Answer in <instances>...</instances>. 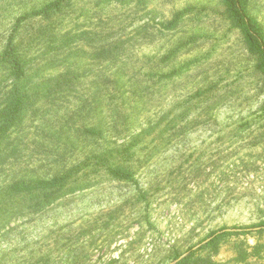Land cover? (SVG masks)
Here are the masks:
<instances>
[{
    "label": "rangeland",
    "instance_id": "1",
    "mask_svg": "<svg viewBox=\"0 0 264 264\" xmlns=\"http://www.w3.org/2000/svg\"><path fill=\"white\" fill-rule=\"evenodd\" d=\"M258 62L226 0H0V112L35 94L0 141V264H264V229L201 244L264 222Z\"/></svg>",
    "mask_w": 264,
    "mask_h": 264
},
{
    "label": "trees",
    "instance_id": "2",
    "mask_svg": "<svg viewBox=\"0 0 264 264\" xmlns=\"http://www.w3.org/2000/svg\"><path fill=\"white\" fill-rule=\"evenodd\" d=\"M227 14L231 22L238 27L244 34L250 50L259 55V62L256 66L257 69L264 72V38L258 24L247 14L246 0H226ZM56 4H51L41 14H46L48 9L55 7ZM39 12V14H40ZM8 64L11 66L12 74L16 77H21L24 73L22 63L13 53L11 49L8 53ZM35 94L20 89H14L11 102L0 112V141L6 136L7 130L12 127L20 119L22 114L29 109L35 102ZM67 177L61 176L49 181L27 180L18 181L12 184L11 191L13 193H20L22 191H33L36 189H53L61 188L64 186V181ZM32 193V192H31ZM53 197L57 195L52 191ZM264 229V222L255 224L249 227H233L230 229H221L211 232L202 242V246H215L216 241L225 235H244L251 231H262ZM191 249H189L190 251ZM191 264H205L207 261L202 259H191L187 255L180 263Z\"/></svg>",
    "mask_w": 264,
    "mask_h": 264
}]
</instances>
